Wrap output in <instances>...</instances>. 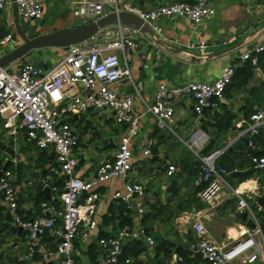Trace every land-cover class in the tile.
<instances>
[{
  "label": "crops",
  "instance_id": "1",
  "mask_svg": "<svg viewBox=\"0 0 264 264\" xmlns=\"http://www.w3.org/2000/svg\"><path fill=\"white\" fill-rule=\"evenodd\" d=\"M80 1L83 0H40L43 17L38 20L21 17L15 10L14 3L9 4L5 10L0 11V41L9 35L16 37V41L0 46L3 48L0 50L1 57L22 44L18 33L19 27L27 38L35 39L42 35H50L85 25L84 21L74 15L75 5ZM131 1L138 10L150 12L166 4L192 3L195 0ZM209 4L214 10V15L198 26L184 17L160 19L155 24L156 38L158 41L176 45L195 54L209 55L236 48L234 51L218 58L198 59L182 53H170L163 47L155 45L148 37L139 34L130 35L137 40L139 46L135 49H127L125 55L123 53L120 55L123 60L125 57L127 58L132 79H124L112 87L119 97L134 95V111L137 116L141 117L139 136L131 142L135 167L129 178L143 183L147 188V195L143 199L146 214L150 213L157 205L172 207V214L169 217L150 226V235L154 239L155 236L161 237L174 243L178 248L188 250L195 240L192 230L194 218L204 222L209 237L219 246L238 239L241 232L249 228L248 217L247 219L243 218L244 213L238 210L239 200L233 196L229 189H226L213 205L203 203L197 194L195 198L198 200L197 203H191L189 211L179 213V203L184 202L185 206L188 201L194 199V190L197 187L195 186L196 173L192 171L196 170V167L194 168L196 157L179 138L160 131L154 118L147 113L148 107L155 102V95L160 85H166L169 88H183L192 83H214L219 79L225 67L243 65L245 62L241 60V56L246 52L253 51L264 41V2L262 0H209ZM117 30L118 27L113 26L104 33L103 38L97 37L83 44H104L106 41L115 39ZM233 39L235 40L233 41ZM192 45H195L194 49L191 48ZM201 45H205V50L200 49ZM67 52L60 48L42 49L38 50L29 60L31 64L49 71L60 62ZM261 56L264 57V55ZM23 64L26 63L19 61L8 69L16 71ZM262 84H264V60L256 68L250 88ZM247 97V93L241 92L236 93L230 101L224 99L228 110L236 115L237 120L234 124L235 130L222 137L225 139L223 142L225 147L219 151L227 150L221 157L220 163L223 159L224 167L230 172L228 180L232 188L237 189L243 195L252 209L258 207L259 210H263L264 172L255 169L251 152L264 156V128L261 129L256 149H250L247 137L242 136L250 122H247L240 112ZM262 107L264 108V105ZM175 110L177 134L186 141L198 128H206L203 130L209 136L210 141L214 139L216 136L213 128L214 114H226L225 110L218 108L198 116L194 112V101L185 96L177 101ZM66 120L74 133L81 139V143L76 149L79 161L76 176L81 179L91 178L100 165L113 160L124 137L125 127L117 124L114 114L108 110L73 115ZM151 141L154 142L152 155L145 157L144 151ZM0 142L5 147L12 148L17 155L16 158H12L8 153L0 150V160L3 162L2 171L8 163H11L8 170L15 174V186L21 202V210L25 215H29L31 220L52 215L51 205L48 208L43 207V204H50V201L40 194L43 189L38 181L43 177L52 176V185L58 189L63 187L66 177L60 172L55 174L52 171L57 167L56 155L51 151L40 150L34 143L29 142L23 130H20L16 137L9 136L1 120ZM187 164L191 166L192 173H181V165ZM169 165H176L178 168L177 174L173 177L168 175ZM18 172H20V180L17 179ZM123 185V181L113 180L98 190L101 198L96 202L94 219L99 226L88 239L80 240L76 244L75 259L79 264H92L88 249L90 244L97 243L100 232L110 235L115 232L113 226L103 225V219L115 206L114 191L122 190ZM174 186L179 190V195L175 197L172 194ZM51 196L52 198L54 196L52 192ZM41 199L43 203L40 206L42 210L40 216L37 213L36 205L37 201ZM82 202H84L83 199ZM0 209H4V214H11L14 218L1 195ZM133 217L134 228L142 227L143 219L141 220L135 213H133ZM164 228L169 229L170 233L165 234ZM11 230L12 232L6 236V239L0 238L2 242L5 240L4 244L1 242L0 249L10 253L12 257L18 256L22 260L28 248L26 233L23 231L19 234L14 224H12ZM189 236L192 237V240H189ZM56 242V236L49 234L44 238L42 244L45 250H51L55 248ZM143 243L146 252L140 257L142 264H158L161 260L163 264H171L175 258L182 261L176 250L170 258L166 259L163 255L157 256V242L155 246ZM51 262L60 264L61 257L56 256ZM102 262L103 255L101 253L97 264H102ZM8 263L9 261H6V264ZM28 264L39 263L33 261Z\"/></svg>",
  "mask_w": 264,
  "mask_h": 264
},
{
  "label": "built area",
  "instance_id": "2",
  "mask_svg": "<svg viewBox=\"0 0 264 264\" xmlns=\"http://www.w3.org/2000/svg\"><path fill=\"white\" fill-rule=\"evenodd\" d=\"M11 3L17 5L19 15L25 19L38 20L43 17L40 0H0V11ZM120 12L134 13L150 25L165 17H184L198 26L214 15L209 0L174 2L150 12L138 10L131 0H83L75 5L74 15L86 25L110 13ZM130 35L138 33L118 27L115 39L104 44L72 46L49 71L27 63L16 71L8 68L0 70V120L4 129L11 137L18 136L19 131L23 130L29 142L40 150L53 152L57 158V167L52 170L53 173L60 172L66 177L61 189L52 185V176L38 181L42 189L51 188L54 194L50 204H43L45 208L51 205L52 215L31 221H24L18 213L20 199L15 186V174L7 170L0 177V195L14 215L13 224L17 229L22 228L28 239V248L21 260L23 264L33 262L35 257H39L42 264H47L56 256L61 257L60 264H79L75 259L76 244L88 239L97 230L99 225L94 215L96 202L101 198L98 190L113 180L124 182L123 189L113 193L115 206L126 205L141 220L146 215L143 199L147 195V188L143 183L129 178L135 167L131 142L139 136L141 117L134 111V95L119 97L112 90L122 80L132 79L128 60L126 57L123 60L120 55H125L127 49L139 46ZM12 37L9 35L4 38L0 46L11 42ZM191 48L194 49L195 45ZM205 48V45L200 46L201 50ZM259 55H264V41L253 51L244 53L241 60L257 66ZM236 68L234 65L225 67L214 83H192L183 88L160 85L155 102L147 111L160 131L179 138L201 162L195 179V186L201 188L198 194L200 200L213 205L229 189L239 200L238 210L247 213L253 225L241 232L238 239L219 246L209 237L204 222L194 218L192 230L195 240L189 246V251L192 259L200 260L199 264H264V229L247 200L237 189L232 188L228 180L230 172L220 163L227 149L204 157L202 151L210 141L205 131L202 128L196 129L186 141L178 136L175 127L176 103L181 97H190L194 101V112L198 116L206 111L217 110L219 101L224 100L226 89L233 81ZM106 110L114 114L117 124L125 127L124 137L112 161L100 165L91 178H78L76 149L81 139L66 119L73 115ZM263 128L264 108L256 107V114L242 133L243 137H247L250 149H256ZM153 147L154 142L151 141L144 151L145 157L152 155ZM252 163L255 169L264 170V156H253ZM177 171L176 165L168 166L170 177L175 176ZM49 234H54L57 242L54 249L45 250L42 242ZM131 241L156 245L154 237L148 234L144 226L119 229L97 241L103 255L102 264L135 263V259L125 258L124 255V247ZM180 262L179 258H175L171 264Z\"/></svg>",
  "mask_w": 264,
  "mask_h": 264
},
{
  "label": "trees",
  "instance_id": "3",
  "mask_svg": "<svg viewBox=\"0 0 264 264\" xmlns=\"http://www.w3.org/2000/svg\"><path fill=\"white\" fill-rule=\"evenodd\" d=\"M259 62L258 66H260L261 62L264 60V57L259 55ZM258 66H253L250 61L245 62L243 65H240L236 68L235 76L233 78V81L231 85H229L226 89L224 99L226 101H230L232 98H234L236 93H247V98L244 103V105L241 107L240 112L243 114L244 119L247 122L251 121V117L256 114V107H262L264 105V84L256 87L250 88V85L254 79V72ZM219 108L226 111V114H214V125L213 128L215 129V137L212 139L209 144L206 146V148L202 151V156L208 157L212 154L218 152L219 150H222L225 145L223 142L225 139H223V135L227 134L230 131L235 130V122L237 120L236 115H234L232 112L228 110L227 105L219 101ZM252 156L261 157L260 153L251 152ZM223 157V156H222ZM221 165L224 167V162L222 159ZM196 167V170H193L192 172H195V177L197 178L201 162L196 158V161L194 163V168ZM3 168V162L0 160V173ZM192 173L191 172V166L187 165H181V173ZM195 178V179H196ZM201 188H197L194 190L193 195V201H188L187 204L184 206V202L178 204V211L179 213L189 211L191 208V203H197L196 196L199 194ZM173 196L179 195V190L174 186L173 189ZM43 203V200H38L36 209L38 215H42V210L40 208L41 204ZM57 205V203H56ZM4 209H0V238L6 239L7 233L12 229V224L14 222V218L11 214H4ZM172 207L170 206H164V205H157L154 206L150 213L146 214L142 220V224L144 227H147V232L150 234V226H153L156 222L162 221L163 218L169 217L172 214ZM253 210L256 212V215L258 216L261 226L264 229V209L259 210L258 207L253 208ZM19 215L22 217L24 221H31V217L29 215H25V213L21 210V202L19 201ZM249 226H253L252 223H248ZM103 225L104 226H113L114 231H118L119 229H124L126 227L128 228H134L135 222L133 217V212L129 211L126 207V205H122L119 207H112L109 211V215L105 216L103 219ZM49 235H46L45 237H48ZM99 238H107L110 236V234L105 232H100ZM192 237L189 236V240ZM155 240L157 242L156 247V253L157 256L163 255L166 259L170 258L173 254V252L176 250V253L179 255V257L182 259L180 264H199L200 260H194L191 259V252L186 248H178L174 243H171L167 240H164L161 237H156ZM192 240V239H191ZM4 241H0L4 244ZM146 252V247L142 241H131L126 244L124 247V255L125 258H133L135 259V263L133 264H142L140 261V257L142 254ZM88 254L90 258V262L92 264H97L99 256L101 255L98 244L92 243L89 246ZM6 261H9L10 264H23V262L20 260L18 256L12 257L10 253L1 251L0 249V264H6ZM34 261H36L39 264L41 263V259L39 257H35ZM8 263V264H9ZM47 264H53L52 262ZM158 264H163L162 260Z\"/></svg>",
  "mask_w": 264,
  "mask_h": 264
},
{
  "label": "water",
  "instance_id": "4",
  "mask_svg": "<svg viewBox=\"0 0 264 264\" xmlns=\"http://www.w3.org/2000/svg\"><path fill=\"white\" fill-rule=\"evenodd\" d=\"M15 10L18 13V7L14 4ZM117 26L126 29L133 30L137 32L139 35L143 37H148L152 40V42L157 45L163 47L170 53H182L184 55H188L189 57H196L198 59H212L218 58L221 55L226 53H230L234 51L236 48H230L223 50L218 53L202 55L199 53L189 52L181 47L176 45L158 41L155 35L154 29L156 28L155 24L150 25L148 22L143 20L140 16L129 13V12H120V13H110L92 23L83 25L74 29H66L62 31H58L56 33H52L50 35H42L35 39L27 38L26 34L22 31V29L18 28V33L22 44L15 48L13 51L8 53L7 55L0 58V70L4 68L10 67L12 64L16 62H24L27 64H31L30 58L38 51L47 48H60L68 51L70 47L83 44L90 40H94L97 37L103 38L104 33L111 27ZM12 41H16V37H12ZM3 48L0 47V50ZM226 104L225 100L221 101ZM206 130V128H203ZM0 150L8 153L12 158H16L17 155L12 148L5 147L0 142ZM242 154V153H241ZM11 163H8L3 171L0 173V177L8 170ZM19 169V168H18ZM263 171L264 170H260ZM17 179L20 180V172L17 174ZM46 197L48 201L51 200V188H45L40 193ZM264 203V201H263ZM248 214L244 213L243 218L247 219ZM12 232L9 231L7 235ZM23 232L22 228H18V233L21 234ZM158 236H160L158 234Z\"/></svg>",
  "mask_w": 264,
  "mask_h": 264
},
{
  "label": "rangeland",
  "instance_id": "5",
  "mask_svg": "<svg viewBox=\"0 0 264 264\" xmlns=\"http://www.w3.org/2000/svg\"><path fill=\"white\" fill-rule=\"evenodd\" d=\"M163 232H164L165 234L170 233L169 229H167V228H164V229H163Z\"/></svg>",
  "mask_w": 264,
  "mask_h": 264
}]
</instances>
